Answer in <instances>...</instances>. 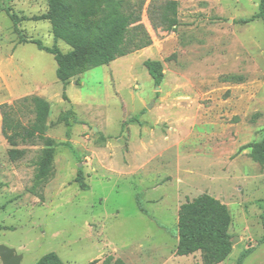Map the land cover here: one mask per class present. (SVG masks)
Returning <instances> with one entry per match:
<instances>
[{
  "label": "rangeland",
  "instance_id": "rangeland-1",
  "mask_svg": "<svg viewBox=\"0 0 264 264\" xmlns=\"http://www.w3.org/2000/svg\"><path fill=\"white\" fill-rule=\"evenodd\" d=\"M179 1L178 26L153 25L145 9L151 45L73 78L67 101L54 56L20 44L2 9L18 14L24 37L68 52L50 20H34L48 0H0V244L22 264L50 252L65 264H235L247 248L244 264H264V165L242 149L264 136V22L241 21L260 0ZM148 59L163 65L160 85ZM32 95L50 103L46 136L59 143L43 184L35 179L43 142L19 140L25 155L13 161L2 129L3 104L24 125L34 121L33 107L20 102ZM69 109L80 120L70 137ZM79 169L88 190L75 182ZM202 198L229 209V232L239 237L221 263L205 251L176 253L182 210Z\"/></svg>",
  "mask_w": 264,
  "mask_h": 264
},
{
  "label": "trees",
  "instance_id": "trees-1",
  "mask_svg": "<svg viewBox=\"0 0 264 264\" xmlns=\"http://www.w3.org/2000/svg\"><path fill=\"white\" fill-rule=\"evenodd\" d=\"M48 0L47 13L34 17V20L48 19L52 25V33L57 42H65L71 49L63 52L55 43L47 46L41 39H28L19 29L20 18L10 6L2 9L7 12L19 35V43H32L39 50L50 53L57 63V78L63 83V99L69 101L66 88L70 81L79 75L102 65H109L119 57L136 50L145 48L152 43V37L143 23V13H146L153 25H179V0ZM255 19L264 22V0H260L259 11L250 18H244L243 23ZM148 73L157 85L164 79L163 65L159 60L148 59L144 62ZM78 81V80H77ZM21 103H28L33 107L34 121L24 125L17 116L15 106L3 104V134L13 146L8 154L11 160L16 161L25 155V150L16 146L22 142L41 141L44 144L42 154L37 162L35 179L37 184L45 183L50 178L53 169L56 147L59 145L53 138L46 136L47 120L50 114V103L43 97L32 95L24 97ZM67 125V136L80 120L72 109L62 116ZM131 122H140L138 116H133ZM143 125V122H140ZM63 145L73 149L72 143L67 140ZM251 148L250 157L264 165V136L254 143L243 146ZM82 190H88L90 185L85 181L83 170L79 169L75 179ZM140 209L147 213L139 197ZM264 226V210L261 215ZM232 217L227 207L212 204L202 198L184 207L179 222V243L177 255L185 256L198 251H205L215 263L226 260L233 251V236L230 234ZM259 242H264V235ZM254 248L245 249L235 264H244L246 258ZM112 258L104 260V264H111ZM93 260L88 264H96ZM36 264H65L56 252L42 256ZM115 264H123L121 259Z\"/></svg>",
  "mask_w": 264,
  "mask_h": 264
},
{
  "label": "water",
  "instance_id": "water-1",
  "mask_svg": "<svg viewBox=\"0 0 264 264\" xmlns=\"http://www.w3.org/2000/svg\"><path fill=\"white\" fill-rule=\"evenodd\" d=\"M97 130V128L95 129ZM239 241L238 236L232 239L233 244ZM0 260L2 264H22L23 255L19 254L15 248L0 244Z\"/></svg>",
  "mask_w": 264,
  "mask_h": 264
}]
</instances>
